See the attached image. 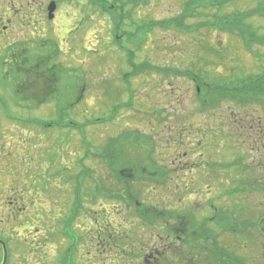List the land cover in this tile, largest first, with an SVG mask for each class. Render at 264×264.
<instances>
[{
	"label": "rangeland",
	"instance_id": "rangeland-1",
	"mask_svg": "<svg viewBox=\"0 0 264 264\" xmlns=\"http://www.w3.org/2000/svg\"><path fill=\"white\" fill-rule=\"evenodd\" d=\"M96 1L87 2L82 16L81 0L57 11L60 19L53 27L58 54L52 61L48 55L53 43L38 46L47 39L45 35L15 27L9 38L0 39V143L9 154V169L0 174V183L10 202L6 204L0 194V219L9 218L8 264H123L111 256L115 249L91 247L89 237L101 234L100 228L111 229L110 238L120 230H135L136 237L129 235L120 242L125 254L144 256L151 248L161 251L156 246L163 244L159 234L165 235L160 224L150 228L136 219V224L131 223L133 217L126 215L123 202L101 195L94 203L87 196L89 189L98 192L96 186L120 185L115 182L117 174L137 158H146L149 146L158 165L170 170V179L155 189L151 184L141 185L140 199L176 214L188 212L187 224L194 221L192 226L202 227L203 223L216 234L214 238L209 230L212 236L208 240L174 243L178 261L232 264L227 259L232 254L240 264H264V190L256 192L261 184L255 176L261 170L257 175L264 181V170L253 159L257 155L253 130L238 129L241 120L243 124L264 123V103L251 99L241 103L236 97L215 98L208 93L214 102L201 110L192 80L169 71H191L205 86L218 88L263 71V17L254 15L243 21L249 23L250 32L260 36V44L251 48L243 43L240 32L213 26L214 21L229 15L245 16L258 0L91 3ZM44 2L8 0L7 6L23 3L19 19L25 17L27 26L32 18L26 15L27 9ZM260 7L263 9V1ZM179 18L177 27L173 22ZM115 21H120L118 29ZM150 21L165 22V26L142 28ZM136 28L137 35H127ZM14 35L28 46L21 54L13 51L8 55V50L17 48ZM52 64H61L62 70L51 71ZM143 64L156 69L124 76L134 65ZM51 80L53 84L47 87ZM202 89V95H208L207 88ZM59 118L64 121L61 127L36 124ZM244 137L248 143H243ZM135 138L143 140L139 143ZM238 150L250 164L245 191H238L239 183L230 182L234 165L224 167ZM85 169L92 177L80 174ZM77 202L81 203L70 213ZM221 211L225 218H234L243 233L218 231L220 226L212 218ZM15 217L31 224L18 227ZM213 245L220 252L213 254ZM172 253L170 250L165 261L174 260ZM141 257H133L130 264H140Z\"/></svg>",
	"mask_w": 264,
	"mask_h": 264
},
{
	"label": "trees",
	"instance_id": "trees-1",
	"mask_svg": "<svg viewBox=\"0 0 264 264\" xmlns=\"http://www.w3.org/2000/svg\"><path fill=\"white\" fill-rule=\"evenodd\" d=\"M260 1H263V5H264V0H258V4H257L256 8L253 11H251L250 13H245L244 14L245 16L237 15L238 17H234L232 15H229V16H226V17L219 19L218 21H214V25L217 27H220L221 29L224 28L225 31L230 32V33H235V31L240 32L237 34H239V36L242 37V39L247 40V38H248V40H247L248 45L250 43L252 44L253 42L258 43V41L260 40V36H258L256 33L250 32L249 23H246L243 21L245 20V18H250L254 15H257V16L264 18V7H263V9H262V7H260ZM217 2L219 3V1H217ZM222 2L225 3L226 0H223ZM219 4L222 5L221 3H219ZM180 20H181V18H179L178 23H180ZM115 25H116L115 29H118L120 26V21L119 22L115 21ZM262 43H264V42H262ZM55 47H56V45L54 46V48ZM57 53H58V49L57 48L53 49L52 53L50 54V56H48V58L50 57V59H52V57L57 55ZM52 65H54V64H52ZM57 65H59V66H57ZM60 66H61V64H55L53 67L52 66H49V67L51 68L50 69L51 71H53V70L61 71L62 66L61 67ZM132 68H134V70L132 72H130L129 74H126L125 77H127V76L129 77L130 75L137 74L138 72L143 71V70L148 69V68H151L153 70L156 69L154 66H148V65H144V64L143 65H136V66L134 65ZM158 70H160V69H158ZM53 82H54V80H51L50 82L47 81L46 86L50 87L53 84ZM210 89L207 88L208 91ZM225 96H231L232 98L236 97V100L238 102H241V103L244 102L245 99H247V100L251 99V100H254V102H263L264 103V70L262 73H258L256 75H249L245 79L239 80L238 82L236 81L233 85H231L229 87H221L214 94L215 98H217V97L221 98V97H225ZM43 100L46 101V99H43ZM38 102H43V101L41 100ZM213 102H214L213 99H211L209 101L210 104H212ZM59 110H61V109H59ZM60 121H63L62 118H59L58 120H40V121L38 120L36 122V124L43 126V127H53V126L61 127L64 124V121L63 122H60ZM68 123H70V122H68ZM77 127H79V126H77ZM137 137H139V136L137 135ZM135 140H137L140 143L141 140H143V139H141V138L136 139L135 138ZM144 140H146V139H144ZM243 143L245 144L248 142L243 141ZM134 144L137 145L136 142ZM249 150H248V152H249ZM146 152H147V157H146L147 159L145 157H143L144 155H142L143 158H141V159L137 158L135 160V162H133V163L130 162L129 168L120 170L119 175L117 174V178L115 180V182L116 181L119 182L120 185L116 186L117 183L116 184L111 183L108 185L103 184V187L96 186V189L98 190V192L93 191L92 189H89L87 192L88 200H89V202L95 203L97 201V199L102 198V197H100L101 195L108 197L109 199L106 197H104L103 199H106L109 201H111L110 199L119 200L120 202H123V204H124L125 210L127 211L126 215H128L129 217H133V219L131 220V223L136 224L134 221L136 219L138 221L137 223L141 226L155 228L156 224H160L163 227L165 225V222L168 219H172L173 221H176V223H173V227L171 228L175 231L177 229V227H179L177 221H178V218L180 217V214H176L174 212H171L168 209L165 210L164 208L158 209L157 207H155L153 205H149V204L144 203L139 197V191L142 192L141 185L151 184V185H153V188L155 189L156 186L161 187V186L166 185L167 181L170 179V170L167 169L163 164H161L160 166L158 165L159 160H157L155 157H153L154 156L153 155L154 150L152 149V147H150V146L146 147ZM256 153L257 154L260 153V156L264 157V151L263 152L256 151ZM233 155L235 156L233 158V161L232 162H226V165H224V167L230 168L232 165H234V170H236V171H239V170H247L248 171L250 168V166H249L250 164L248 165L244 161V155L239 150L234 152ZM121 156L122 155L120 154L119 157H121ZM236 159H239L240 162L236 161ZM241 160H243L242 163H241ZM259 161L262 162V164H260V167L262 170H264V158L260 159ZM154 165H156V167L154 169H152V167ZM258 169H260V168H258ZM82 172H83V174H85V173L88 174L87 176H91L90 171L88 169H85L84 171L81 170L80 174ZM258 173H260V170L258 171ZM77 174L75 177L79 176ZM257 174L255 176H257L258 180H260L261 178ZM251 176L254 177V175H251ZM121 182H124L123 188H122ZM256 182H257V179H256ZM235 183H236V181H235ZM239 185L241 188V186L243 184L240 183ZM261 186H262V188H264V183H263V185L261 184ZM243 190L244 189L241 188L238 191H243ZM256 192H261V191L256 190ZM82 193L84 194V192H82ZM90 200H94V201H90ZM81 202L83 204V200H81ZM81 202L75 203L72 206V208L70 209V213H73L76 206L78 204H80ZM221 222H225V223H217L218 224L217 226H220V228H222L223 230H228V231L230 230V232H240L239 228H238V224L234 220V218L230 217L227 220L223 219V220H221ZM188 227H189L190 231H189L187 238L185 239V243L191 242V241H192V243H195L197 241L199 242V240L201 238H203V239L205 238L204 240H208V237L212 236L211 232L214 234V231L209 226L204 227L203 223H202V227H199V229H193L192 224H190ZM171 229H169V230H171ZM209 230H211V232ZM99 231H101L102 233L100 234V233L96 232L95 236L89 237L92 239V240H89L91 247L99 245V246H103L109 250L115 249V254L111 255V256L114 257L116 260L120 259L123 264H127V262H128V264H130L133 257L140 258L141 256L142 257H141L140 264H182L181 261H178V257L176 256V254L178 253V248L175 246L174 243L171 244L172 247L170 249V250H172V252H174V253H172V254H174L173 255L174 260H170L169 262H167V261H165L166 255L163 252V246L162 245L159 246L157 244H156V246L158 248H161V251H159V249H156V248H151V250H149V252L147 254H145L144 256L137 254L136 252H135V254L133 253L131 255H128V253L125 254V249H124L125 247H123L120 242L122 240H124V237H128L129 235H131L132 237L133 236L136 237V232L134 229H131L130 231H128L127 229L120 230L118 232V234L115 235L114 238H110V236H109L110 234L113 233V231H111V229H107L105 231V230H102L100 228ZM131 241H132V239L129 240L130 244H132ZM160 241H162V240L160 239ZM124 242H122V244H124ZM211 248L213 250V254H217L220 251V248H218L217 245H213ZM222 250L224 251L225 249H222ZM231 256L232 257L230 259H228L229 262H231L232 264H240L239 260L234 255H231ZM179 260H181V259L179 258ZM236 262H238V263H236Z\"/></svg>",
	"mask_w": 264,
	"mask_h": 264
},
{
	"label": "flooded vegetation",
	"instance_id": "flooded-vegetation-1",
	"mask_svg": "<svg viewBox=\"0 0 264 264\" xmlns=\"http://www.w3.org/2000/svg\"><path fill=\"white\" fill-rule=\"evenodd\" d=\"M75 1H78V0H45V2L43 4L38 3L34 6H32L30 9H27L26 15H28L29 17L31 16L32 18H30L26 22V23H28L26 26L25 17H21L22 20L19 19L21 11H23V9H24V4L21 3L17 6L15 3H13L11 5V8H10L9 6H7L8 0H0V39H4L7 37L9 38L10 34H12L14 32V28L19 27L21 31H26V32L32 31L34 35H37V34H41L42 36L45 35V36H47V39H45V40L47 42L51 43L52 41H54V36L56 35V30L53 26H55L54 24H56L55 20L57 19V16L59 13V12L57 13V11H60L61 6H67V5L70 6V4H72ZM88 1L89 0H81L80 7H78L79 11H80V14H79L80 16H82L84 14V12L86 11V6H87ZM52 2L54 3V10H53L52 18H49L48 17V7H49L50 3H52ZM97 2L98 3L100 2V4H101V0H98L95 3L97 4ZM5 5L7 6V8ZM120 5H118V6H120ZM16 6L18 8H16ZM12 15H15V18H16L15 20H13ZM17 19H19V20L16 22ZM58 19H60V18H58ZM54 21H55V23H52ZM56 28H57V26H56ZM14 37L16 39V35H14L12 37V39ZM28 38H29V36H28ZM45 40H40L39 42H41V41L45 42ZM31 45L34 46L33 43H31ZM25 46H28V43L26 41L17 40V43H16L17 48H15V50L14 49L8 50V53L10 54L13 51H16V53L21 54L22 51L24 50ZM38 46H40V44ZM0 48H3V45H1ZM17 49H20V50H17ZM239 123H240V126L238 127L239 130H247L248 128L250 130H253V134H254L253 141L255 143L254 149L256 151L263 152L264 151V123L261 124V121H258L256 123L252 122L251 124L244 123L245 124L244 125L243 120L239 121ZM242 140L245 141V140H247V138L244 137ZM1 144H2V142L0 143V174H4L5 172H8V169H9V165H8V157H9L8 155L9 154H8L7 146L4 147ZM262 158H264V157H261L260 153H258L255 156V158H253V159H258V161H259ZM232 174H234L235 176H234V178L231 177L230 182L236 181V183H238V182H239V184L242 183L243 185L241 188L246 190L245 186L248 183V179H247L248 171L247 170H239V171L234 170V171H232ZM232 174H231V176H232ZM258 182L262 185L264 183V181H262L261 179ZM167 188H169V187H167ZM256 190L261 191V190H264V188H262V186H261V187L257 188ZM4 191H6V190H5L3 182H2V183H0V194L3 195L4 198L7 199L6 204H9L10 202L8 201V198L5 195L6 192H4ZM210 207H212L213 210L217 211L216 208L212 206V204L210 205ZM225 211H221L219 214L217 212L218 215L215 214L213 216L212 219H214V221L216 220L215 224L225 223V222H221V220H223V219H225V220L228 219V218H225L223 215V213ZM179 214H180V217L178 218V221H177L179 227H177V229L175 231L173 229H171L173 227V223H176V221H173L172 219H168L165 222V225L162 227L165 230V235H164V233L159 234L161 236V240L163 241V244H162L163 252L165 253L166 258L168 256V253H169L171 247H172L171 244L176 243L178 246H179V244H184L185 239L187 238L189 231H190V229L188 227L190 224L189 223L187 224V222H186V220L189 216V213L188 212H181ZM6 215L9 216L8 210L6 211ZM15 220H17L19 223L18 227H21L25 224H31V222H29L27 219H21V218L15 217ZM192 223H194V221ZM8 225H9V218L0 219V241H2L6 245L7 248H9L8 247V241H9L8 240V234H9L8 233V231H9ZM192 227H193V229H199L198 226H195V227L192 226ZM214 228H215V226H214ZM169 229H171V230H169ZM220 230H222V228L218 229V231H220ZM213 237L214 238L216 237L215 233H214ZM164 240L167 242H165ZM0 249L2 250L1 244H0ZM228 255L231 256L232 254H228ZM193 263H196V262H193ZM193 263H190V264H193ZM96 264H98V263H96Z\"/></svg>",
	"mask_w": 264,
	"mask_h": 264
},
{
	"label": "water",
	"instance_id": "water-1",
	"mask_svg": "<svg viewBox=\"0 0 264 264\" xmlns=\"http://www.w3.org/2000/svg\"><path fill=\"white\" fill-rule=\"evenodd\" d=\"M53 10H54V5H52V3H51L50 6H49V17L52 16L51 13H52ZM5 259H6V250L4 249L3 250V261H2V264H4Z\"/></svg>",
	"mask_w": 264,
	"mask_h": 264
}]
</instances>
